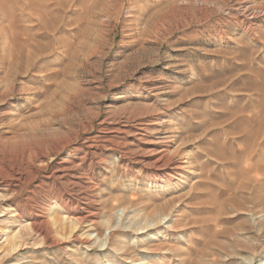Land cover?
<instances>
[{"label": "rangeland", "instance_id": "374dc122", "mask_svg": "<svg viewBox=\"0 0 264 264\" xmlns=\"http://www.w3.org/2000/svg\"><path fill=\"white\" fill-rule=\"evenodd\" d=\"M0 264H264V0H0Z\"/></svg>", "mask_w": 264, "mask_h": 264}, {"label": "bare ground", "instance_id": "6f19581e", "mask_svg": "<svg viewBox=\"0 0 264 264\" xmlns=\"http://www.w3.org/2000/svg\"><path fill=\"white\" fill-rule=\"evenodd\" d=\"M159 148H157L158 150ZM160 150V149H159ZM158 152V151H157ZM165 150H161L159 152V155H157V159H155L156 161L153 163V166H159L158 169H166L168 168L169 163L171 162V159L169 158V160L167 159V157L164 155ZM156 156V155H155ZM159 171V175H157L156 177L160 178L158 181V184H160V186H165L169 181V179L173 178V176L171 174H160L161 170ZM172 181V180H171ZM97 213H93V215H89V216H81L80 218H77V221L79 222H87V221H91V216L96 217ZM38 216V215H37ZM41 216H38L37 219H35V221H33L31 223V225L34 227V229L38 230V232L44 234V239L48 240L49 238V232L47 230L41 229V223H39V219ZM54 230V229H53ZM21 245L15 240L11 243V251H16V250H20Z\"/></svg>", "mask_w": 264, "mask_h": 264}]
</instances>
